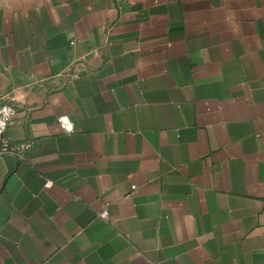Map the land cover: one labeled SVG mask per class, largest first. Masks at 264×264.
Masks as SVG:
<instances>
[{
  "label": "crops",
  "instance_id": "obj_1",
  "mask_svg": "<svg viewBox=\"0 0 264 264\" xmlns=\"http://www.w3.org/2000/svg\"><path fill=\"white\" fill-rule=\"evenodd\" d=\"M0 100V264H264V0H0Z\"/></svg>",
  "mask_w": 264,
  "mask_h": 264
},
{
  "label": "built area",
  "instance_id": "obj_2",
  "mask_svg": "<svg viewBox=\"0 0 264 264\" xmlns=\"http://www.w3.org/2000/svg\"><path fill=\"white\" fill-rule=\"evenodd\" d=\"M16 114L17 108L13 104L2 102L0 100V159L7 153L22 155L23 150H28L33 145L32 141L21 144L12 143L8 134V128ZM59 123L67 132L74 131V124L68 116H60ZM52 184L53 182L49 180L47 181L46 186L48 187ZM108 215L109 212L106 209L99 212V217L101 218H107Z\"/></svg>",
  "mask_w": 264,
  "mask_h": 264
}]
</instances>
